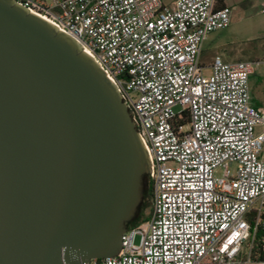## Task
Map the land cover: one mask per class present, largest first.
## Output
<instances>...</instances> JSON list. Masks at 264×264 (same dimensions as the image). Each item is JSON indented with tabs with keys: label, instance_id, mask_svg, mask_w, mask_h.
<instances>
[{
	"label": "built area",
	"instance_id": "1",
	"mask_svg": "<svg viewBox=\"0 0 264 264\" xmlns=\"http://www.w3.org/2000/svg\"><path fill=\"white\" fill-rule=\"evenodd\" d=\"M15 1L96 62L148 156L146 219L122 234L115 256L84 264H264V106L249 85L260 61L201 63L204 41L230 24L231 8L219 0ZM258 228L263 258L253 259Z\"/></svg>",
	"mask_w": 264,
	"mask_h": 264
},
{
	"label": "water",
	"instance_id": "2",
	"mask_svg": "<svg viewBox=\"0 0 264 264\" xmlns=\"http://www.w3.org/2000/svg\"><path fill=\"white\" fill-rule=\"evenodd\" d=\"M123 101L76 40L0 0V264L118 253L151 174Z\"/></svg>",
	"mask_w": 264,
	"mask_h": 264
},
{
	"label": "rangeland",
	"instance_id": "3",
	"mask_svg": "<svg viewBox=\"0 0 264 264\" xmlns=\"http://www.w3.org/2000/svg\"><path fill=\"white\" fill-rule=\"evenodd\" d=\"M164 1L168 2L169 0ZM235 13L237 14V10ZM259 16L264 17V14H259ZM253 25L255 26V24L246 22L240 19L238 15L233 16L231 13V22L227 27L208 34L203 43L201 63L203 65L210 64L214 55H220L224 61L230 62L236 60L261 61L259 64L255 65V74L250 76L249 85L253 88L255 96L260 98L264 103V40L261 39L257 43L259 46V53L244 54L241 49V47L249 48V44H247L249 40H247L246 37H252ZM204 73L208 74L209 70L204 69ZM259 80L261 81L260 84ZM259 89L260 92H258ZM220 174L221 169H217L216 175Z\"/></svg>",
	"mask_w": 264,
	"mask_h": 264
},
{
	"label": "crops",
	"instance_id": "4",
	"mask_svg": "<svg viewBox=\"0 0 264 264\" xmlns=\"http://www.w3.org/2000/svg\"><path fill=\"white\" fill-rule=\"evenodd\" d=\"M218 5L229 6L233 16L238 15L240 19L255 24L252 28L253 35L252 37H246L247 40L264 37V17L259 16V14H264V0H219ZM236 10L237 14L235 13ZM253 74H255V70ZM260 83L261 81L259 80ZM250 89L253 102L263 106V101L255 96L253 88L250 87ZM258 92H260V89Z\"/></svg>",
	"mask_w": 264,
	"mask_h": 264
},
{
	"label": "trees",
	"instance_id": "5",
	"mask_svg": "<svg viewBox=\"0 0 264 264\" xmlns=\"http://www.w3.org/2000/svg\"><path fill=\"white\" fill-rule=\"evenodd\" d=\"M262 38H255V39H251L249 41H247V44H249V48H244V47H241L242 51L244 54H253V53H259V46L257 45V43L262 39ZM254 43V45H253ZM248 49V50H246ZM251 61H257V60H251ZM150 197H151V186H150V183L149 181L145 180V187H144V196H143V201H142V204L139 208V212L136 216V218L129 223L128 227L131 226V225H135L143 220L146 219L147 217V214L145 215V209L148 207V209H150V206L148 205L149 203V200H150ZM262 235H263V230L261 228H258L257 232H256V237H255V241H256V248L254 250V253L252 254V258L253 259H262L263 258V254H262V251H261V245H262Z\"/></svg>",
	"mask_w": 264,
	"mask_h": 264
}]
</instances>
